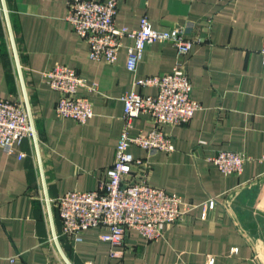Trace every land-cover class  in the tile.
<instances>
[{
  "label": "crops",
  "instance_id": "0c3cea01",
  "mask_svg": "<svg viewBox=\"0 0 264 264\" xmlns=\"http://www.w3.org/2000/svg\"><path fill=\"white\" fill-rule=\"evenodd\" d=\"M0 7V98L23 96L36 134L14 155L0 148V264H264V0H118V27L138 30L146 17L158 31L187 28L194 44L184 70L202 110L166 127L173 153L130 150L149 163L150 186L196 208L165 226L158 242L131 231L115 247L101 239L106 227L83 232L81 241L64 235L56 201L100 190L124 129L122 98L156 96L134 82L170 74L177 50L169 42L148 46L133 74V41L123 40L114 64L91 60L88 42L66 21V0H0ZM57 66L98 86L79 90L94 110L84 125L57 117L59 94L44 77ZM153 129L142 115L130 132ZM222 151L249 158L240 176L211 161ZM211 200L216 207L205 210Z\"/></svg>",
  "mask_w": 264,
  "mask_h": 264
},
{
  "label": "built area",
  "instance_id": "2783aa9c",
  "mask_svg": "<svg viewBox=\"0 0 264 264\" xmlns=\"http://www.w3.org/2000/svg\"><path fill=\"white\" fill-rule=\"evenodd\" d=\"M67 23L90 46V59L114 64L118 60L123 40L133 45L128 48L127 70L136 74L145 49L158 42H169L177 50L173 71L163 76L137 79L134 88H156V96L132 91L122 98L124 103V129L117 145L116 159L107 172V180L100 190L72 191L56 201L62 222V233L81 241L83 232L92 228H109L101 237L112 246H121L126 235L137 231L149 242H158L164 227L184 221L196 208L176 194L152 187L147 182L150 165L145 159L135 158L131 148L148 152L173 153L175 147L167 126L188 124L202 105L193 98V86L184 70L185 58L192 51L194 40L187 28L174 26L167 31L153 29L148 18L141 20L138 30L118 27L115 19L118 0H66ZM219 2L233 0H218ZM1 9V7H0ZM264 64V44L261 50ZM51 89L59 94L56 114L60 119H71L80 125L94 116L93 105L79 96L80 89L95 92L97 85H88L78 73L66 66H57L47 72ZM149 116L154 129L149 133L132 135L135 119ZM35 127L28 102L22 96L17 100L0 98V148L14 155L16 147L25 140L34 143ZM19 159L26 157L19 154ZM225 175L240 176L249 158L238 152L222 151L211 160ZM211 200L205 210H213Z\"/></svg>",
  "mask_w": 264,
  "mask_h": 264
}]
</instances>
